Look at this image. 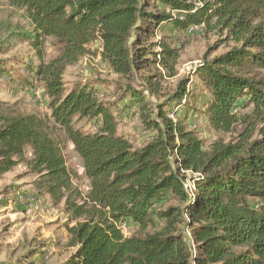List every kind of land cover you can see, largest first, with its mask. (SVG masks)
I'll use <instances>...</instances> for the list:
<instances>
[{
  "label": "trees",
  "instance_id": "16d2710c",
  "mask_svg": "<svg viewBox=\"0 0 264 264\" xmlns=\"http://www.w3.org/2000/svg\"><path fill=\"white\" fill-rule=\"evenodd\" d=\"M10 2L28 15L32 29L21 37L35 50L38 65L27 67L31 78L25 82L44 89L50 115L21 114L0 100V179L30 154L37 189L54 206L63 204L68 216L74 252L61 264H264V0ZM164 23L185 34L202 26L233 44L205 57L191 73L205 89L211 128L227 134L241 127L233 141L217 140L205 149L188 116L170 117L166 107L187 98L185 106L194 110L190 78L164 103L132 91L131 103L153 132L138 149L119 135L114 105L92 85L67 87V70L100 42L101 57L116 75L133 77L154 67L146 81L158 94L165 77L178 75L180 58L163 37L152 41ZM49 37L57 56L46 61ZM239 108L251 111L241 114ZM83 120H95L97 130L85 132L77 126ZM68 142L81 159L86 193L75 184ZM126 222L136 227L130 236L122 230Z\"/></svg>",
  "mask_w": 264,
  "mask_h": 264
},
{
  "label": "rangeland",
  "instance_id": "374dc122",
  "mask_svg": "<svg viewBox=\"0 0 264 264\" xmlns=\"http://www.w3.org/2000/svg\"><path fill=\"white\" fill-rule=\"evenodd\" d=\"M0 26V61L4 63L2 67L5 71L0 72V100L13 106L18 113H35L48 118L50 110L44 89L36 83L32 86L25 82L31 78L27 67L38 65L35 50L21 37L32 29L25 9L13 6L10 0H0ZM162 37L180 51V58L178 75L165 77L160 82L158 94L151 93L146 81L149 75L155 73L154 67L138 71L133 77L116 75L110 64L101 57L100 42L92 44L90 53L67 70L64 81L67 87L77 83L90 84L102 101L114 105L119 135L138 149L149 141L153 132L145 129L138 106L131 103L132 91L141 93L154 104L164 103L174 94L182 79L190 78L189 106L194 112L185 106L186 103L180 106L173 103L166 107L169 114L175 113V120L188 116V127L197 132L205 149H209L217 140L228 143L236 139L240 126L236 132L227 134L217 133L211 128L204 113L205 89L197 77L191 74L205 57L211 59L223 54L233 44H223L225 36L220 32H206L202 27L199 32L185 34L176 31L171 23H164L157 38L152 41ZM56 56L55 39L46 38V61ZM157 69L163 71L160 66ZM199 94L200 98L195 100L193 97ZM250 111L251 108L238 109L241 114ZM77 126L87 133L95 132L98 127L95 120L79 121ZM65 154L69 165L78 174L75 184L86 193L89 182L84 175L81 159L69 142L65 144ZM30 159L28 153L26 161L0 179V264H61L74 252L68 247V216L63 204L54 206L50 197L37 189L38 177L29 168ZM122 230L126 236H130L136 227L126 222Z\"/></svg>",
  "mask_w": 264,
  "mask_h": 264
},
{
  "label": "built area",
  "instance_id": "2783aa9c",
  "mask_svg": "<svg viewBox=\"0 0 264 264\" xmlns=\"http://www.w3.org/2000/svg\"><path fill=\"white\" fill-rule=\"evenodd\" d=\"M202 30V26H193V27H190L187 31V34H193V33H196V32H199ZM183 103H186V100L183 101ZM174 114L175 113H172L170 115V117H172L174 119ZM175 120V119H174ZM176 121V120H175ZM188 189H192L194 187V185L191 183V182H188L187 183V186H186Z\"/></svg>",
  "mask_w": 264,
  "mask_h": 264
},
{
  "label": "crops",
  "instance_id": "0c3cea01",
  "mask_svg": "<svg viewBox=\"0 0 264 264\" xmlns=\"http://www.w3.org/2000/svg\"><path fill=\"white\" fill-rule=\"evenodd\" d=\"M23 211V210H22Z\"/></svg>",
  "mask_w": 264,
  "mask_h": 264
}]
</instances>
